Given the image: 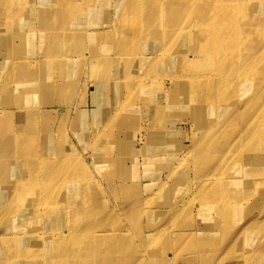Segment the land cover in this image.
<instances>
[{"label":"rangeland","instance_id":"rangeland-1","mask_svg":"<svg viewBox=\"0 0 264 264\" xmlns=\"http://www.w3.org/2000/svg\"><path fill=\"white\" fill-rule=\"evenodd\" d=\"M30 1L33 0H27ZM19 2L20 5L26 3L24 0ZM66 2L71 3L72 7L79 4V0ZM256 6L257 4L251 6L247 19L252 20L254 17L256 20L262 16L263 13H256ZM99 9L97 14L88 12L83 19L74 22L73 30L78 33L88 23L100 25L103 19ZM17 17L0 20V38L4 37L5 31H8L6 36L11 34L7 44H0V109L8 107L1 106V102L11 100L12 105L8 107L7 112L11 111L14 117L17 112L23 113L31 101L21 106L22 97H37L31 102L37 107L42 106V102L55 104L46 121L47 132L50 134L47 135L46 131L43 134L45 137L53 135L55 139L62 135L63 145H60L58 157L51 158L53 162L45 163L48 165H44L42 171H39L43 173L46 167L53 164L55 168L48 170L45 175L46 186L54 187L62 177H66L69 180L68 186L77 187V195L73 197L70 196V191L63 192L65 201L69 199L70 206L79 207L83 212L106 211L101 215L100 222V225L106 227L107 233L102 241L105 244L111 241L118 249L109 264H154L153 260L167 261V257H172L174 252L185 253V249L189 247L187 237L196 239L199 254H218L223 250L219 248L228 247L227 241L237 236L244 226H249V232L252 231V237L247 242H256L253 248L262 249L264 169L252 171L244 179L239 178L240 169L246 163L241 160L242 157L238 159L236 156L240 152V144L245 139L238 131H231V123H225L231 118V113H227V110L219 112L216 104L217 94L213 95L214 100L205 101L214 105L212 107H202L204 101L196 100L201 94V91L197 90H193L191 97L174 98L176 90L186 89L185 81L174 80V72L182 67L172 64L164 69L161 64L164 61L175 63L180 60L175 56L182 51V43L175 46L174 36L167 35V49L171 47L172 50L153 64L146 71L147 74L143 73L142 69L143 54L152 55L157 49L155 45L152 48L151 42L147 46V41H135L132 46L126 45L123 51L142 45L140 51L134 54L131 49L122 57L116 53L109 38H98L92 43L86 41L84 50L93 51L96 55L107 52L106 63L91 67L88 63L69 61L66 68H54L52 64L47 66L50 62L45 63V59L53 61L55 54L75 56L72 50L78 49L80 38L74 37L66 43H50V38L61 39L66 32L57 29L52 32L40 30L41 21L47 24L51 18L48 11L43 14L26 11ZM33 22L35 29L31 25ZM262 29L264 31V25ZM161 31L162 29H159L158 32L162 33ZM259 47L262 48L260 44ZM149 48H152V51H149ZM205 48L201 47L202 50ZM202 53L198 54V59L202 62L190 65L192 71L198 75L205 74L209 66L208 61L211 62L209 57L206 61L202 60ZM7 56L12 57L11 63L5 61ZM13 62L18 64L12 65ZM119 63L120 66H117ZM170 80L179 81L171 85ZM184 95L186 96L187 92ZM192 97L196 101H186ZM19 99L20 105L16 106ZM228 108L229 105L224 109ZM56 110L59 113L54 115ZM102 121H106V126L101 127ZM0 128L4 129L6 125L0 124ZM205 132L208 133L206 140L200 141ZM41 147L51 152L53 144ZM45 151L42 154L47 153ZM78 161L85 166V172L78 170ZM73 177L77 178L76 181L70 182ZM227 179V182L232 179L239 181L237 190L229 193V202L237 208L241 205L250 209L252 216L262 214L263 217L260 220L255 217L254 221L250 217H243L239 222L235 220L232 224L236 226L230 233H221L223 238L226 237V241L222 244H218V241L204 244L203 242L209 239L206 231L211 229L210 224L213 222L204 221L201 216L203 195L216 193L215 186L218 182L223 183ZM4 186L5 184L2 185ZM120 186L123 189L117 192L116 189ZM8 191L5 189V192L0 191V194ZM221 193L225 194L224 191ZM250 194H261L262 197H259V200L252 199L254 205H249L246 196ZM63 196L59 199L55 197L53 201H58ZM173 201L178 203L167 211L165 218L156 221L159 223L155 225L159 227L156 236L151 235L152 239L141 244L137 230H145L149 221L146 215L138 218L131 213H138L136 209L143 213L157 211L160 206L168 204L169 207ZM18 204L9 205L8 212H15L20 205ZM57 206L62 208L63 203L59 204L58 201ZM68 208L73 210L67 206L66 211H57L58 217L63 221L61 228L65 231L69 226L64 228V225L74 219L69 215ZM133 218H136L134 223ZM37 220L34 218V222ZM81 221L83 220L77 221L80 225L77 231L82 236L95 234L96 230L82 226ZM123 224L126 225V233L114 231V225ZM137 225L140 226L139 229ZM205 225L207 226L201 229ZM183 230L191 235L185 238L186 232ZM71 234L74 235V232ZM234 243H231L232 247ZM68 248L73 250L72 245ZM248 253L247 249L234 252L233 256L240 258L239 262L234 264H264V251L258 258L250 257ZM19 256L21 257V253ZM59 257L63 260L64 256ZM186 259L191 258L185 257L183 262ZM64 263L71 264L73 261Z\"/></svg>","mask_w":264,"mask_h":264},{"label":"bare ground","instance_id":"bare-ground-1","mask_svg":"<svg viewBox=\"0 0 264 264\" xmlns=\"http://www.w3.org/2000/svg\"><path fill=\"white\" fill-rule=\"evenodd\" d=\"M24 1L26 3L20 5L19 0H0V20L20 17L26 11L33 14H43L48 11L51 13V18L47 24L41 21L40 30L52 32L57 29L66 32L61 39L60 37L50 38V43H66L74 37L80 38V46L72 50L75 56L55 54L53 61L45 59V63L50 62L47 63L49 67L52 64L54 68H59V66L66 68L69 61L78 64L88 63L91 67L102 65L106 63L108 53L96 55L93 51H84L85 43L86 41L92 43L98 38L102 40L109 38L112 40L116 53L122 57L126 56L131 49L134 54L140 51L142 45L123 51L126 45L131 44L132 46L135 41H147V46L151 42L152 48L155 45L157 49L152 55L143 54L144 67L141 68L143 73L147 74L146 71L153 64L169 53L171 47L167 49V35L174 36L176 39L173 42L174 45L182 43L183 46L182 51L175 56L180 60L175 63L164 61L161 64L164 69L172 64L182 67L181 70L174 72L176 76L174 80L185 81L186 89L176 90L173 94L174 98L191 97L193 90H197L201 91V94L196 100L204 101L202 107H212L214 105L210 102L205 103V101L214 100L213 95L217 94L216 104L219 112L227 110V113H231V118L225 123H231V131L236 133L238 131L245 139L240 144V152L236 156L238 159L242 157L241 160L246 163L240 169L242 176L239 174V178L244 179L250 172L264 169V31L262 29L264 0H104V2L103 0H81L82 2L79 0V4L74 7L66 0ZM254 4H257L256 13L263 14L256 20L254 17L252 20L247 19V14ZM98 9L103 19L100 25L88 23L78 33L73 30L74 22L83 19L88 12L97 14ZM31 25L35 29L34 22ZM159 29H162V33L158 32ZM6 34L8 31H5L4 37L0 38V44H7L11 34L8 36ZM203 46L206 47L204 50L201 49ZM152 48H149V51H152ZM146 52L147 50L144 53ZM199 52H203L202 60L206 61L208 57L211 58V62L208 61V70L200 75L190 68L192 63L202 62L200 58L198 59ZM6 60L11 63L12 57L7 56ZM17 64L13 62L12 65ZM117 66H120V63ZM174 80H170L171 85L179 81ZM62 91L63 88L60 92ZM35 99L37 97H22L21 106L22 104L27 105L30 101L34 102ZM196 100L193 97L191 100L186 99L188 102ZM31 102L23 113H15V117L11 111L7 112L12 101L1 102V106H8V109H0V124L6 125V128H0V191L5 192V189L9 191L0 194V214H2L0 216V264H67L64 262L69 260L73 261L71 264H109V261L114 259L112 255L117 254L118 249L115 244H111V241H107L106 244L102 241L107 233L106 227L100 225V222L101 215L106 211L86 210L83 212L79 207L70 206V201L69 199L68 203L65 201L63 192L70 191V196L73 197L77 195L78 190H76L77 187L67 185L69 180L66 177H62L54 187L46 186L45 175L48 170H53L55 167L51 164L45 168V172L40 171L44 165H48L45 163L53 162L51 158L58 157L60 145H63V136L60 135L55 139L53 135L45 137L43 134L44 131L47 132V117L55 104L42 102V106L37 107ZM19 105L20 99L16 103V106ZM228 105L230 108L224 109ZM58 113L59 111H54V115ZM105 122H101V127L106 126ZM207 136L208 133L205 132L200 141L206 140ZM47 144H53L51 152L41 147ZM200 147L203 146L200 145ZM43 151L47 153L42 154ZM15 164L18 165L15 166ZM77 164L79 171H86L81 162L78 161L76 166ZM76 179L70 178V182ZM226 182H218L215 186L216 193L203 195L201 216L204 221L213 222L210 224L211 229L206 231L209 239L203 242L204 244H212L214 241L222 244L226 241V237L223 238L221 233H230L236 226L232 224L235 220L239 222L243 217H250L254 221L255 217H257L256 220L263 217L262 214L252 216V211L245 209V206L240 205L237 208L232 205L229 202V193L237 190L236 186L239 181L232 179ZM3 184H5L4 187H2ZM122 186L116 191L122 190ZM43 190L50 192L44 193ZM222 191L225 194L221 193ZM61 196H63L62 199L58 201L59 204L63 203V206L59 208L58 201H53V199L55 197L59 199ZM252 196L255 194L246 196L249 205H254L252 199L259 200V197H262L261 194ZM17 203L20 204L17 210L9 213L7 207ZM177 203L173 201L169 207L166 204L164 207H158L157 211H144L146 213L135 208L138 213H131L133 216L139 218L146 215L149 221L145 230H137V237L141 240V244L152 239L150 236L155 235L159 230V227L155 226L159 224L156 221L165 218L167 211ZM67 206L73 209L70 211L68 208V212L74 219L68 221V225H64V228L69 226L65 231L61 228L63 221L58 217L57 211L60 209L66 211ZM34 218L38 220L34 222ZM78 220H83L81 221L82 226L96 230L95 234L82 236L77 231L80 226L77 224ZM132 221L136 222V218ZM139 228L140 226L137 225V229ZM249 228V226L242 227L237 236L227 241L228 247L222 246L219 248L223 249L220 253L210 255L199 254L196 239L187 237L191 233L188 234L189 232L183 230L186 232L184 237H187L189 245L185 253L178 254L177 251L172 257L171 255L167 257V261L166 259L153 260V263L234 264L240 260L239 256H233L234 252H241L243 249L249 251L250 257L258 258L263 253L264 246L261 247L262 249L253 248L256 242H247L252 237L250 235L252 231L249 232ZM113 229L116 232L126 233L124 224L114 225ZM73 232L74 235L71 234ZM233 242L235 243L232 247ZM70 245L73 246V250L68 248ZM59 255L64 256L63 260ZM173 256L178 257L173 258ZM185 257L191 259L183 262Z\"/></svg>","mask_w":264,"mask_h":264}]
</instances>
